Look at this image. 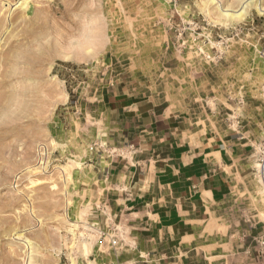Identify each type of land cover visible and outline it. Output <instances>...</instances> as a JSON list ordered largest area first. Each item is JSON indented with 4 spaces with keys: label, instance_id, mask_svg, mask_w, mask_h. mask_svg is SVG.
Masks as SVG:
<instances>
[{
    "label": "rangeland",
    "instance_id": "rangeland-1",
    "mask_svg": "<svg viewBox=\"0 0 264 264\" xmlns=\"http://www.w3.org/2000/svg\"><path fill=\"white\" fill-rule=\"evenodd\" d=\"M20 1L0 0V264L131 263L97 175L127 153L122 97L245 152L219 210L264 264V0Z\"/></svg>",
    "mask_w": 264,
    "mask_h": 264
},
{
    "label": "crops",
    "instance_id": "crops-1",
    "mask_svg": "<svg viewBox=\"0 0 264 264\" xmlns=\"http://www.w3.org/2000/svg\"><path fill=\"white\" fill-rule=\"evenodd\" d=\"M116 110L128 117L130 143L122 157L100 164L97 175L115 181L106 186L115 195L108 206L119 218L115 225L126 228L128 262L236 264L238 256L241 264H253L246 260L256 253L235 247V239L247 236V218H222L219 210L245 152L194 136L188 122L159 113L148 101L122 97Z\"/></svg>",
    "mask_w": 264,
    "mask_h": 264
},
{
    "label": "bare ground",
    "instance_id": "bare-ground-1",
    "mask_svg": "<svg viewBox=\"0 0 264 264\" xmlns=\"http://www.w3.org/2000/svg\"><path fill=\"white\" fill-rule=\"evenodd\" d=\"M210 1L212 3H214L215 5H217V7L219 8L218 1L217 0H210ZM251 1H248V2L244 3V5H242V7L240 8V11L237 12V13H230V12H228L229 9L227 10V9H222V8L219 9V12L218 13L220 15H222L227 20H232L234 18H240V17H242L246 13L247 7L250 5V2ZM3 4H5V3H3ZM18 6H20L21 9H22V14H21L22 17H27L29 15L30 11H31L30 5H29V1H26V0L20 1V4ZM257 9L259 11H263L264 10V8H262V7L261 8L260 7H257ZM2 67H4V59L0 57V68H2ZM3 71H4V73L0 69V75L1 74H4L3 75V78L0 80V89L1 88H4L7 85V83H8L7 80L5 79V77L8 76V73H7L8 70H5V68H3Z\"/></svg>",
    "mask_w": 264,
    "mask_h": 264
},
{
    "label": "built area",
    "instance_id": "built-area-1",
    "mask_svg": "<svg viewBox=\"0 0 264 264\" xmlns=\"http://www.w3.org/2000/svg\"><path fill=\"white\" fill-rule=\"evenodd\" d=\"M39 148L42 150V149H45V146L41 145V146H39ZM260 175H261V178H262V180L264 182V160H263V163L261 165ZM115 243H116V241L112 240V244H115Z\"/></svg>",
    "mask_w": 264,
    "mask_h": 264
}]
</instances>
